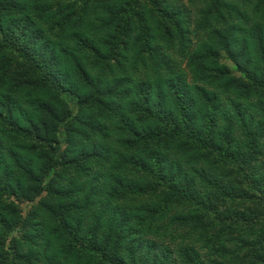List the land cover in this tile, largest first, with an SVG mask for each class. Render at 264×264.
Here are the masks:
<instances>
[{
    "label": "trees",
    "instance_id": "1",
    "mask_svg": "<svg viewBox=\"0 0 264 264\" xmlns=\"http://www.w3.org/2000/svg\"><path fill=\"white\" fill-rule=\"evenodd\" d=\"M0 264H264V0H0Z\"/></svg>",
    "mask_w": 264,
    "mask_h": 264
},
{
    "label": "rangeland",
    "instance_id": "2",
    "mask_svg": "<svg viewBox=\"0 0 264 264\" xmlns=\"http://www.w3.org/2000/svg\"><path fill=\"white\" fill-rule=\"evenodd\" d=\"M175 1V0H174ZM182 1H185V0H182ZM68 28H77L73 25V22H70L67 27L64 30L68 29ZM182 67H186L185 65V62H182L181 63ZM185 77L188 81L191 80V74L190 72L186 71L185 72ZM114 131H112L110 133V135L108 136V140L110 142L113 141L114 139ZM171 156H173V153L170 154ZM141 241V245L142 246H139V252H142L143 254L145 255H148L151 259L155 258L157 256V254L155 252L158 253V256L159 257H164V251L167 252V256L169 259H172V260H175V256L177 255L176 254V249H177V245L176 242H178V240H176L175 238H173L172 236V232H169L168 235H165V236H158V237H155V236H152V235H149V240L148 242H145V239L137 236ZM152 245H153V249H152ZM158 257V258H159Z\"/></svg>",
    "mask_w": 264,
    "mask_h": 264
}]
</instances>
